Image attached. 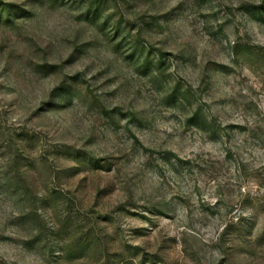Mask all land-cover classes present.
<instances>
[{
    "label": "rangeland",
    "instance_id": "rangeland-1",
    "mask_svg": "<svg viewBox=\"0 0 264 264\" xmlns=\"http://www.w3.org/2000/svg\"><path fill=\"white\" fill-rule=\"evenodd\" d=\"M0 264H264V0H0Z\"/></svg>",
    "mask_w": 264,
    "mask_h": 264
}]
</instances>
